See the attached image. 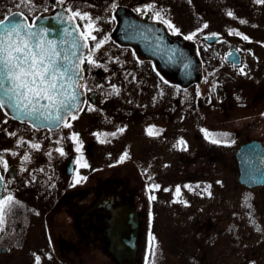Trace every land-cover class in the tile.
I'll return each instance as SVG.
<instances>
[{"label": "flooded vegetation", "instance_id": "obj_1", "mask_svg": "<svg viewBox=\"0 0 264 264\" xmlns=\"http://www.w3.org/2000/svg\"><path fill=\"white\" fill-rule=\"evenodd\" d=\"M247 2L248 20H251L248 30L263 31L264 3H257V0ZM150 5L153 6L151 11H137ZM216 10H199L204 25L210 21L220 22V13ZM156 11L161 12L164 20L173 23L168 4L146 2L136 9L118 5L112 12L98 14L99 23L95 27L99 31L93 35L97 40L107 38L93 56L101 66L83 64V104L76 112L77 119L68 118L71 128L62 125L51 130L35 127L30 122L15 120L0 109V155L9 164L8 171L0 165V176L4 177L0 182V198L11 194L19 202L6 217L3 231H0V258L9 255L8 262L12 259L13 263L22 261L23 264L30 258L35 259L32 264H37V257L39 264H52V260L59 258L58 264H65L62 259L75 264L77 259L83 263L85 256L94 257V252L100 251L114 264H127L125 260L118 263L113 258L108 234L111 205L114 208L127 205L136 210L139 221L137 254L133 264H142L139 242L143 234V212L155 203L150 199L148 202L145 195L149 191L150 196L156 197L152 185L160 183L159 173L170 168L169 161L173 160V156L163 155L164 163H158L160 142L169 149L170 143H175L173 151L177 152L175 158L179 159L176 173H182L184 178L178 186L181 188L184 184L201 190H205L206 181L202 178L206 175L201 169L193 170L194 163L206 162L208 156L214 158L218 151L222 158V146H233L235 161L237 152L246 144L258 142L264 147V43H253L260 36L264 38V31L260 36L249 31L248 34L240 33L239 27L229 21V30L225 34L233 43H222L224 33L221 32L205 36H216L218 40L213 43H207L205 37V43H197L194 39L176 37L171 28L156 19ZM119 13L159 24L171 38L182 39L184 48L200 65L196 76L182 81L177 71L162 69L157 60L144 55L137 45L117 38ZM75 22L83 30V26L77 20ZM237 32L241 35H235ZM241 36H247L249 40ZM88 43L89 48L94 47L93 41ZM88 54L86 48L85 57ZM102 82L107 87L106 94L101 92ZM125 84L128 85L126 89ZM113 88L118 89V94ZM85 115L84 128L79 123ZM226 124L228 127H224ZM131 127H134V134H130ZM148 128L154 129L152 136L147 134ZM120 129L124 131L120 132ZM202 130L212 134L220 143H210ZM242 131L251 134L244 135ZM16 132L21 133V138ZM73 133L78 134L82 144L80 152L70 139ZM95 134H102L100 138L107 142L100 143ZM47 137H56L51 143V155L45 153L43 141ZM180 140L185 141L187 150L179 146ZM239 141L241 144L238 145ZM134 142L139 166L132 186L129 179L111 176L108 166L124 156L123 145ZM31 144H39V150L31 148ZM112 145L123 150L116 154L117 149ZM57 148H63L65 155L61 156ZM26 155L30 157L27 162L24 161ZM81 155L88 165L86 168L77 164ZM128 156L130 158L132 154ZM100 162L102 167L98 166ZM77 173L85 179L74 185ZM145 173H150V179L141 180ZM174 173L163 175L171 179L168 182L171 187L174 186ZM217 183L220 184V180ZM60 213L70 217L72 231L68 224L61 225L58 232L50 230V224L49 230L46 228V219ZM63 221L65 223L66 219ZM151 251L147 249L146 256L149 257Z\"/></svg>", "mask_w": 264, "mask_h": 264}, {"label": "rangeland", "instance_id": "obj_2", "mask_svg": "<svg viewBox=\"0 0 264 264\" xmlns=\"http://www.w3.org/2000/svg\"><path fill=\"white\" fill-rule=\"evenodd\" d=\"M247 1L66 0L65 5H60L56 0H0V20L12 12H22L30 20H33L38 15L50 13L61 7L87 13L93 18L94 24L97 25L99 23L98 14L104 11L112 12L118 5L136 9L141 3L151 2L152 4H164L165 6L168 4L171 7L172 24L179 30V35H176V37L185 39V36L196 33L193 39L197 43H205L203 37L210 33L221 32L224 33L222 43H233L234 41L232 42L225 34L229 30L227 29L229 21L234 22L239 27L238 32L240 33L248 34L249 31L251 34L254 32L260 36L259 34L264 31L248 30V27H250L249 21L251 24V20H248L249 7ZM201 8L217 9L216 11L220 13V22L210 21L208 23L210 27L204 28L202 15L199 12ZM228 12L236 15L230 17ZM76 20L83 26V22L79 18ZM241 20L245 21V23H241ZM262 20H264V17H262ZM253 43H264V38L260 36V39ZM127 87L128 85L126 86L125 84L124 89ZM106 88L105 83L102 82L100 85L101 92L106 94ZM86 118L87 115L79 123L84 128ZM131 129L130 134H134V127H131ZM242 132L244 135L251 134L250 131ZM253 133L255 135L258 134L257 132ZM15 134L19 138L22 136L20 132ZM53 138H44L46 154L52 149ZM239 144H241L240 141L238 142ZM111 147L117 149L116 154L123 149L127 153V157L123 162L119 163L121 158L114 160L116 162H110L108 170L111 172V176L117 179H129L131 185L134 186L136 169L139 166L135 156L137 145H135V142L126 144L123 145L121 150H119L120 146L115 147L112 145ZM174 147V141L170 143V149L166 145H162L161 142L158 146L160 155L158 163H164L162 161L163 155H168L167 157L173 156V160L169 161L170 168H167L163 174L159 173L158 180L160 183L154 184L160 186L158 191L153 190L156 194L155 203H151V207L149 209L145 208L143 212V223L141 226L143 234L139 242V258L142 264H147L145 261L149 258L146 256L147 249L152 250L149 255L152 258V264H264V187L247 189L238 183L237 161L233 160V152H235L233 146H222L220 148L222 158L219 156L218 151L214 158L208 156L206 162L198 161L194 163L192 169H201L203 174L206 175L202 178V180L206 181L205 190L197 189L198 187L189 190L183 184V187L180 188L181 195L179 197L175 196V189L178 185L180 186L184 178L182 173H176V169H179V159L175 158L177 152L173 151ZM234 148L236 149L237 147ZM130 153L132 157L129 158L128 155ZM98 166L102 167V162ZM100 171L102 172V169ZM171 172L175 176V179L172 180L174 181V186L172 187L171 183H168L171 179L163 176H171ZM148 174L150 173L142 175L141 180L150 179L151 175ZM219 180L220 184H216V181ZM164 189H169V191H164ZM145 196L150 202L149 191L146 192ZM174 200L183 202L174 203ZM249 204L251 207L248 206ZM64 219H66L65 223ZM49 224L50 230L53 231L58 232L61 225L66 226L67 224L69 230L72 231V220L62 213L54 218H47V229ZM54 235H57V233H54ZM153 238L155 239L153 240ZM252 249H258L259 251L257 254H251L249 251ZM94 253V257L87 255L83 263L77 259L75 264H114L100 251ZM8 256L5 255L0 258V264H23L22 261L13 263L12 259L8 262ZM32 260L35 259L30 258L24 264H32ZM57 260L59 261V258L52 260V264H58ZM62 261L68 264L65 259H62Z\"/></svg>", "mask_w": 264, "mask_h": 264}, {"label": "snow or ice", "instance_id": "obj_3", "mask_svg": "<svg viewBox=\"0 0 264 264\" xmlns=\"http://www.w3.org/2000/svg\"><path fill=\"white\" fill-rule=\"evenodd\" d=\"M56 2L65 5L66 0H56ZM257 3H264V0H257ZM152 7L150 5L144 9H137V11L148 12L152 10ZM65 11L70 15L61 17V23L67 22L70 27H63L61 32L65 36L79 37L72 41L71 55L60 46L57 40L48 39V28L40 27L38 30H33L36 28L35 24L15 17L5 18L3 22H0V109L7 106L15 112L17 118L35 121L40 127H48L50 130L59 128L61 125L71 128L72 125L68 118L70 117L71 120L78 118L76 112L82 108L80 89L84 87L81 65L86 62L89 65L100 67L101 65L95 61L93 56L107 39L97 40V37L93 35V32H98L99 29L95 27L93 18L87 13L70 8H65ZM154 15L159 22L165 23L171 28L173 34L179 35V30L170 21L164 20L160 11H156ZM228 15L231 17L233 13L228 12ZM77 18L83 22V30L80 25L76 24ZM240 22L245 23L243 20ZM203 27L207 28L208 25L205 24ZM195 35L196 33H193L184 38L192 40ZM235 35L240 36L241 34L237 32ZM241 38L249 40L247 36H241ZM205 39H209V37H205ZM89 40L94 42L93 48H89ZM80 48L89 49L87 57L77 58L76 52ZM231 55L232 53H229V56ZM240 72L243 74L244 69L241 68ZM113 92L118 94V89L113 88ZM88 110L94 109L89 108ZM119 131L123 132L124 130L120 129ZM202 131H204L205 139H208L210 143H220L212 134L206 130ZM147 134L152 136L154 129L148 128ZM95 135L100 143L107 142L106 139L100 138L102 134ZM70 139L76 144V151L80 152L82 144L78 134L73 133ZM179 146H182V150H187L184 140L179 141ZM30 147L39 150L40 145L31 144ZM56 151L61 156L65 155L63 148H57ZM126 157L127 153L121 157L120 162H123ZM29 160V156H24L25 162ZM77 164L80 167H88L87 163L83 162L82 155L77 160ZM0 165L5 171L9 170V164L4 160L3 155H0ZM84 179L85 177H81L77 173L73 184H78ZM3 180L4 177L0 176V182ZM185 187L191 190L190 186L186 185ZM159 189V185H152V190L158 191ZM164 191H169V189H164ZM180 195L181 189L177 186L175 196L179 197ZM149 199L155 200L156 197L152 195ZM173 202L183 201L174 200ZM18 203L11 194L0 198V231H3L6 217ZM248 206L251 207L250 204ZM36 259L39 264V257Z\"/></svg>", "mask_w": 264, "mask_h": 264}, {"label": "water", "instance_id": "obj_4", "mask_svg": "<svg viewBox=\"0 0 264 264\" xmlns=\"http://www.w3.org/2000/svg\"><path fill=\"white\" fill-rule=\"evenodd\" d=\"M120 14L121 23L118 28L117 37L131 44L137 45L140 50L149 58L159 62L162 69H171L179 73L180 80L185 78L192 79L199 70V64L189 50L184 48L183 41L172 39L167 36L161 26L140 21L134 16ZM25 20L29 23L27 17L21 12H13L5 18ZM61 17H67L64 9L58 8L49 15L37 16L34 20L36 28L45 27L49 29L48 39L57 40L60 46L70 55L72 52L73 39H79L78 36H65L61 29L70 27V24L61 23ZM5 18L0 21L3 22ZM218 38L215 36L206 39L207 42H214ZM86 48H80L76 52L77 58L85 56ZM83 65V64H82ZM81 65V68L83 69ZM81 92V91H80ZM81 102L83 97L81 95ZM11 116L19 121H28L35 127H40L35 121L29 119H20L16 117L15 112L5 106ZM240 170L239 182L249 188L264 185V148L260 143L255 142L243 146L236 155ZM1 194V186H0ZM112 206V218L110 220L109 238L110 253L118 263L133 264L137 250L138 236V216L133 207L127 205Z\"/></svg>", "mask_w": 264, "mask_h": 264}, {"label": "trees", "instance_id": "obj_5", "mask_svg": "<svg viewBox=\"0 0 264 264\" xmlns=\"http://www.w3.org/2000/svg\"><path fill=\"white\" fill-rule=\"evenodd\" d=\"M248 251H249V250H248ZM258 251H259L258 249H252V250H250L249 252H250L251 254H257ZM147 264H152V259H151V258L148 259Z\"/></svg>", "mask_w": 264, "mask_h": 264}]
</instances>
